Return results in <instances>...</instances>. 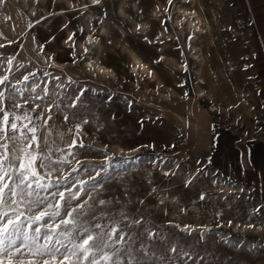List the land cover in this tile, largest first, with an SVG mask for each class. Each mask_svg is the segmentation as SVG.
Here are the masks:
<instances>
[{
    "label": "rangeland",
    "instance_id": "obj_1",
    "mask_svg": "<svg viewBox=\"0 0 264 264\" xmlns=\"http://www.w3.org/2000/svg\"><path fill=\"white\" fill-rule=\"evenodd\" d=\"M28 5L30 0H5L0 6V76H8L0 85L4 93L0 107L10 121L21 117L16 121L18 129L29 137L31 133L23 125L29 124L25 114L31 117L29 127L39 126L37 143L45 154L53 160L63 156L67 161L53 165L59 171L48 175L50 169L40 167L38 159L33 168L43 178L40 182L55 184L71 173L69 184L85 189L82 202L92 191L90 177L108 167L110 178L101 181L98 192L92 191L95 200L89 204L98 205L100 198L112 201L108 207L117 214L121 227L140 219L141 225L126 231L142 234L131 243L130 251L145 264H264V189L257 187L258 174L244 177L237 163L240 149L251 145L255 146L252 153L255 148L262 149L256 153V162L264 161V113L260 112L264 111V0H193L186 4L208 27L195 43L202 46L205 63L200 72L190 49L192 35L176 21L179 0H173L172 5L168 0H101L97 8L90 0H38ZM137 25L141 26L139 31ZM72 34L75 43H66ZM89 37H93L94 48L85 53ZM131 53L155 72L158 83L131 69ZM160 57L178 62L179 69ZM8 60H12L10 65ZM89 62L109 68L112 76L87 69ZM29 73L35 77L17 83ZM199 76L210 98L196 103L192 99ZM32 83L39 85L35 92L31 91ZM81 91V99L75 100ZM161 107L184 118L160 111ZM212 107L215 111H209ZM3 115L0 112V120ZM73 138L86 147L69 149ZM222 138L224 147L216 149ZM8 143L9 160L4 163L13 174L19 164L18 159L12 160L13 149L20 157L24 155L21 149L33 152L35 145L29 148L28 141L22 139ZM223 148L232 151V163L224 158ZM69 151L78 155L74 158ZM24 158L27 163L29 157ZM73 167L78 171L72 172ZM201 168L203 174L197 171ZM161 169L175 175L161 176ZM191 173L196 179L185 187L183 176ZM211 177L242 185L248 196L238 199L207 189ZM4 181L11 184L7 177ZM79 181L86 183L80 185ZM201 194L204 200H200ZM44 195L48 201L32 212L27 211V200H35V196L18 205L5 197L4 210L10 215L13 209L25 215L41 209L54 212L55 207L47 208V204L55 206L59 197L40 193ZM168 197L175 200L171 202ZM190 206H196V215ZM60 211L61 216L66 214L64 208ZM121 211L127 216L118 215ZM59 219L47 223L54 225ZM240 222L259 225L263 230L260 235L251 230L240 233L236 227ZM149 231L158 235L149 239ZM29 235L34 233L29 230ZM116 247L127 248L128 244ZM34 259L43 264L44 258ZM127 259L122 253V264Z\"/></svg>",
    "mask_w": 264,
    "mask_h": 264
},
{
    "label": "snow or ice",
    "instance_id": "obj_2",
    "mask_svg": "<svg viewBox=\"0 0 264 264\" xmlns=\"http://www.w3.org/2000/svg\"><path fill=\"white\" fill-rule=\"evenodd\" d=\"M101 0H92L93 5L100 4ZM5 0H0V6H3ZM168 4L172 5L173 0H168ZM168 9L165 8V12ZM66 27V26H65ZM140 25H137V30L139 31ZM74 35L72 34L65 41L68 43L71 41L73 44ZM192 39V37H189ZM89 42H92L91 37H89ZM71 46V45H70ZM3 47V45H0ZM41 51L44 50V46L40 45ZM85 53L88 49H84ZM51 59V57H49ZM164 57H160L159 60H163ZM159 60L156 61L159 63ZM76 60H73L75 63ZM7 63L10 65L12 60H8ZM136 67L144 68L143 64L137 62ZM89 68L91 70L92 65L89 62ZM10 70V69H9ZM104 72L105 69H100ZM185 71L187 69L185 68ZM152 75L151 71L148 73ZM30 77H35V73H29L24 75L22 80H18L17 83H26L29 81ZM58 79V78H57ZM8 81V76H0V85H4ZM15 88V85H12ZM39 87L36 84L31 91L35 92L36 88ZM84 94L83 91L80 92L75 97V100H80L81 96ZM4 93L0 91V97H3ZM187 96V93H185ZM27 102V101H26ZM2 103V102H0ZM73 107H75V102H73ZM20 107V105H17ZM35 109H33L34 111ZM0 112H3V118L0 120V148L4 149L3 153H0V181H4L5 177L11 184L2 183L0 184V264H39V261L34 259L36 257H41L43 259V264H122L121 254L127 256L128 259L123 262V264H145L144 261L137 259L131 254V243H135L140 237L141 233H135L132 231H126L130 229L133 225H141L140 219H135L130 221L129 224L124 227L120 226L119 220L116 218L117 214L114 213L113 209L108 207L112 201L100 198L97 204H89V200H95L92 195V191L98 192L99 188L103 186L102 180H107L108 177V167H104L96 171L95 176H91L90 179L93 181L91 188L92 191L87 193L88 199L81 202V192L85 191L83 187H77L76 184H69L71 178V173L63 177V180L58 183L44 184L40 181L43 179L39 176L33 168L35 162L39 159L40 167L49 168L50 171L48 175L52 172L59 171L58 168L53 167L55 164H61L67 162L63 156L58 159L53 160L50 155H46L44 152V147L37 143L38 137L36 135L38 125L29 127L32 124V118L25 114L24 119L29 121V124H24L23 128L27 129L31 136L23 134L22 130L18 129L16 121L21 120L20 116H15L13 120H9V114L4 111L3 107H0ZM51 119V117H49ZM67 119V117H65ZM47 123V121H45ZM87 123V121H84ZM20 135H16L17 132ZM80 134V126L76 127V136ZM22 139L28 141L27 147L31 148L35 145L33 152H24L23 156L17 157L13 149L12 160H19L18 167H16L15 172L10 174L5 168V161L9 160V141L15 143L17 140ZM69 149L79 147H86L82 142L77 144V139L73 138L71 143L68 145ZM174 147V145H173ZM107 148V146H105ZM38 150V154L36 153ZM138 149H132V151H137ZM50 152L51 149H48ZM68 155L74 158L78 153L68 152ZM25 156L29 157L27 163L25 162ZM111 157H106V161H111ZM45 161H48L45 164ZM77 164L81 162L77 159ZM11 163L9 167H11ZM86 170V169H85ZM78 169L73 167L72 172H77ZM198 172L203 174V169H197ZM30 173V175H29ZM103 173V177H101ZM175 175V173L165 172V176ZM31 176V178H30ZM101 177V180L97 178ZM34 178V179H32ZM196 179V177L189 178L185 181L184 186L188 187ZM80 185L86 182L79 181ZM73 188L76 190L73 191ZM11 193L12 204H17L19 202H25L26 198L35 196V200H27L30 207L27 209L28 212H32L34 207L44 204L48 201V195L40 196L41 192L49 193L52 197H59L56 201L55 206L51 203L47 204V208L55 207V211L49 213L46 209H41L34 215H25L24 212L12 210V214L9 211L4 210L5 205V190ZM55 189V191H50ZM155 191V189H153ZM67 193V195H66ZM205 196L200 195V200H204ZM73 201H76L73 205ZM118 203V202H116ZM140 203H144L143 200ZM10 207V206H9ZM64 208L66 214L61 216L60 209ZM120 216L126 217L127 214L123 211L119 212ZM23 217V219H22ZM56 217H60L59 222L54 225H49L48 220H55ZM107 220L108 223H102V221ZM231 226L232 222H228ZM35 226V227H34ZM179 227V226H177ZM236 227H241V225H236ZM248 228H253L254 225H246ZM42 228L44 229L42 231ZM187 228V226H185ZM29 230H31L34 235H29ZM148 238L152 239L157 236L158 233L149 231L147 233ZM43 240L44 243H38V241ZM203 239V237H201ZM19 241V243H17ZM130 242V243H129ZM128 244L127 248L116 247L117 245ZM22 250H27L22 251ZM177 249L173 247L171 251L175 252ZM147 255V253H145ZM188 255V253H184ZM18 259H14L17 258Z\"/></svg>",
    "mask_w": 264,
    "mask_h": 264
},
{
    "label": "bare ground",
    "instance_id": "obj_3",
    "mask_svg": "<svg viewBox=\"0 0 264 264\" xmlns=\"http://www.w3.org/2000/svg\"><path fill=\"white\" fill-rule=\"evenodd\" d=\"M25 1V0H24ZM29 1V0H28ZM180 1V5L181 6H178L179 9H178V13H179V16L176 17V21L178 22V24H180L179 27L182 28V24H184L183 28H185L187 31H188V34L192 35V39H190V41H193V45L191 46L190 49L194 50L193 52V60L194 62L197 64L198 68H199V71L200 72V69H202L204 66H205V63H204V59H203V54L201 53V50L199 47H202V46H199L197 44H195L196 42L198 43V41L200 40L202 34H205L204 32L207 33V24L205 23V21L203 20L202 16L197 13L196 11H194L193 9L191 8H187L188 5H186L187 3L189 2H192L193 0H179ZM27 2V1H26ZM24 2V3H26ZM38 2V0H30V5L28 6H33L35 5L36 3ZM90 3H92V0H90ZM100 4H97V5H93L92 4V7L94 8H97L99 7ZM193 6V5H192ZM154 11V10H153ZM177 12V11H176ZM88 13L89 17L92 16V13L91 12H86ZM176 14V13H175ZM175 20V19H174ZM177 24V25H178ZM176 25V26H177ZM175 26V25H173ZM178 27V26H177ZM175 27V28H177ZM180 30V29H179ZM184 30V29H183ZM206 30V31H205ZM182 31V30H181ZM208 31L210 32V30L208 29ZM185 33V32H184ZM196 37V38H194ZM93 37H91L92 39ZM186 38L187 35H186ZM204 38V36H203ZM93 40V39H92ZM189 40V39H187ZM195 41V42H194ZM209 41L207 40L206 43H208ZM203 43V41H202ZM190 45V43H189ZM86 48L89 50V49H92L94 48L92 45H91V42H89L88 40V45L86 46ZM192 50H190V53L192 52ZM167 62L168 65H170L171 67H176L179 69V64H176L174 63L173 59L169 58L166 60L163 59V62ZM131 62H132V65H131V69L134 70L138 75H141V76H144L146 79L149 80V82L151 83H158L159 82V79L157 78L156 74L154 71H152L149 67L146 66V63L144 62H141L135 55H133L131 53ZM137 62H139L140 64H143L145 67L144 68H138L136 67V64ZM164 62V63H165ZM166 63V64H167ZM92 65V68L91 70H96L98 72V74H100L101 76H105L107 78H110L112 76V71L105 67V66H102V64H96L95 66H93V64L91 63ZM196 66V65H195ZM86 68L87 69H90L89 68V63H87L86 65ZM100 69H105L104 72H101ZM9 70V69H8ZM177 70V69H176ZM149 71H151L152 75H149ZM196 72V74L198 73ZM199 75V74H198ZM198 79V78H197ZM199 79H200V82H199V86H198V90L196 91L195 93V96L193 97L194 99H192L193 102H196L198 103V101L200 99H207V98H210L209 94L204 90V88L202 87V84H204V79L202 77L199 76ZM214 81V80H213ZM212 82V81H211ZM210 82V83H211ZM33 84V83H32ZM197 84H198V80H197ZM35 85V84H33ZM215 90V89H214ZM174 94V92H173ZM176 95V94H175ZM177 98V97H176ZM215 99V98H214ZM173 100V99H172ZM160 108V106H159ZM228 108V107H227ZM229 109H232V108H229ZM160 111H169L171 112L174 116L178 117V118H184L182 116H180L178 113L174 112V111H171V110H168V109H165V108H162L159 109ZM209 111H215V109L212 107L211 110ZM187 116V115H186ZM162 171V174L161 176H164V177H167L164 175L165 172H169L168 170L166 169H161ZM194 174L191 173L189 176H186L184 175L183 176V179L186 181L188 180L189 178H191V176H193ZM208 188L207 189H212V190H216L218 191L219 193H222V194H225V195H228V196H231V197H234V198H240L241 196H248V190L244 187H241V186H238L236 184H233V183H229L227 181H224L222 179H216V178H209L208 179ZM5 181H2L0 182V184L4 183ZM8 193L9 191L6 189L5 190V197L6 198H11V196H8ZM169 201L173 202L175 199L174 198H171V197H168ZM190 212H192L194 215L197 214V208L196 206H190ZM240 233H244L248 230H251V231H256L257 234L260 235V232L263 230L261 226L259 225H256L254 226L253 228H248L246 227V225H243L241 222H240ZM255 225V224H254Z\"/></svg>",
    "mask_w": 264,
    "mask_h": 264
},
{
    "label": "crops",
    "instance_id": "obj_4",
    "mask_svg": "<svg viewBox=\"0 0 264 264\" xmlns=\"http://www.w3.org/2000/svg\"><path fill=\"white\" fill-rule=\"evenodd\" d=\"M262 113H264V111H260ZM261 142L262 139H260ZM223 142V138L221 140L218 141L217 145H216V149L217 146H219V149H221V147H224V143ZM221 144V145H220ZM264 144V142H263ZM249 146V148H245L244 150L240 149V161L239 159L237 160V163L240 162V174L243 175L244 177H252L255 173L259 175V180L256 183L257 187H261L264 189V161H261L260 163H257L255 160V156L257 155V151H262L261 147L255 148L254 152L252 153V148L255 146ZM251 147V148H250ZM224 149V148H223ZM224 158L225 159H229L228 163H232L233 159H230L232 157V151L228 152L226 151V149H224ZM264 152V150H263ZM236 155H238V151L236 152ZM250 168V169H245V168ZM242 186V185H241ZM255 186V185H254Z\"/></svg>",
    "mask_w": 264,
    "mask_h": 264
}]
</instances>
